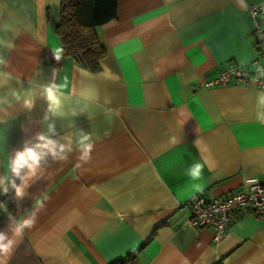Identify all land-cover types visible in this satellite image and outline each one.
Here are the masks:
<instances>
[{"label": "crops", "instance_id": "0c3cea01", "mask_svg": "<svg viewBox=\"0 0 264 264\" xmlns=\"http://www.w3.org/2000/svg\"><path fill=\"white\" fill-rule=\"evenodd\" d=\"M254 3L264 29V0H117L115 19L96 28L106 56L92 72L62 54L60 0H0V71L11 76L0 84V195L9 159L38 134L67 153L0 203V231L36 215L6 264H111L135 251V264H264V218L240 215L214 242L183 206L264 185V91L205 85L228 63L253 69ZM51 83L65 85L58 115L44 98ZM82 133L94 144L87 163ZM204 158L214 167L192 191L187 169Z\"/></svg>", "mask_w": 264, "mask_h": 264}, {"label": "clouds", "instance_id": "9594fccd", "mask_svg": "<svg viewBox=\"0 0 264 264\" xmlns=\"http://www.w3.org/2000/svg\"><path fill=\"white\" fill-rule=\"evenodd\" d=\"M5 40L0 39V45L4 44ZM61 50H54V57L57 61L61 59ZM6 60L3 56H0V66L5 65ZM11 78L9 73L0 71V84L6 83ZM65 85L51 83L44 87L43 93L44 98L47 101L48 109L47 111L53 115L60 114L63 105V92ZM19 99V97H17ZM258 103L264 106V94H261L258 98ZM25 106L28 108L32 107V100L28 98L25 100ZM257 119L264 123V111L257 113ZM45 120H47V114L45 115ZM48 130L54 131L53 125H48ZM37 140L45 141V136L43 134L37 135ZM85 141H91V134H81L78 141V147L81 151V155L78 157V161L87 163L91 159V153L93 151V142L85 143ZM172 142L175 143L176 139L173 138ZM51 145V147H48ZM199 152L206 151V149L201 148L200 141L196 140L194 145ZM48 148L47 152L37 151L38 148ZM65 146L58 144L55 140H46V142L41 144H36L34 146H26L23 150L17 151L13 157L9 159L8 169L12 177L19 180L20 183L17 184L15 180H12V187L15 190V195L17 198H22L25 195V189L28 187V181L35 178L42 168V161L45 160L47 156H51L53 160H66L67 153L64 150ZM69 147L68 151L71 152ZM79 166V165H78ZM209 170L214 167V162L209 158H204L202 161L193 162L187 169V176L192 181V191H200L202 189V174L205 167ZM0 179V185L4 184V180ZM4 192H7V187L3 188ZM39 207H43L39 201H37ZM36 222V215L29 216L28 218L20 217L15 226L9 225L7 231H0V264H6L8 258L14 252V249L18 246L24 232L26 229H31Z\"/></svg>", "mask_w": 264, "mask_h": 264}, {"label": "built area", "instance_id": "2783aa9c", "mask_svg": "<svg viewBox=\"0 0 264 264\" xmlns=\"http://www.w3.org/2000/svg\"><path fill=\"white\" fill-rule=\"evenodd\" d=\"M249 14L253 20L251 36L256 47V56L251 62L253 69L228 63L214 79L205 83L206 86L247 84L252 81L264 91V29L258 21L260 6L251 4ZM183 206L188 211L189 223L198 228H211L212 240L217 242L229 234V224L238 216L253 214L264 218V185L251 183L212 199L192 197Z\"/></svg>", "mask_w": 264, "mask_h": 264}, {"label": "trees", "instance_id": "16d2710c", "mask_svg": "<svg viewBox=\"0 0 264 264\" xmlns=\"http://www.w3.org/2000/svg\"><path fill=\"white\" fill-rule=\"evenodd\" d=\"M117 0H60L59 20L54 27L59 36L62 54L71 57L77 63L87 67L92 72L100 69V61L106 56L105 48L99 43L96 28L115 19ZM46 140H55L52 136L45 137V141L34 140L23 145L18 151L26 146L36 144L43 145ZM56 141V140H55ZM48 147H51L49 145ZM37 151L47 152L48 148H38ZM53 161L49 155L42 161V167ZM15 177L9 176L7 182L8 191L0 195V203L5 199L12 201L14 188L11 181ZM0 218V223H1ZM138 251L112 262L111 264H129L135 262Z\"/></svg>", "mask_w": 264, "mask_h": 264}]
</instances>
